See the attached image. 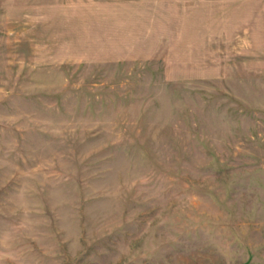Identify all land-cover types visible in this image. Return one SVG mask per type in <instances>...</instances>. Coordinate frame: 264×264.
<instances>
[{
  "label": "rangeland",
  "instance_id": "1",
  "mask_svg": "<svg viewBox=\"0 0 264 264\" xmlns=\"http://www.w3.org/2000/svg\"><path fill=\"white\" fill-rule=\"evenodd\" d=\"M0 264H264V1L0 0Z\"/></svg>",
  "mask_w": 264,
  "mask_h": 264
},
{
  "label": "crops",
  "instance_id": "2",
  "mask_svg": "<svg viewBox=\"0 0 264 264\" xmlns=\"http://www.w3.org/2000/svg\"><path fill=\"white\" fill-rule=\"evenodd\" d=\"M258 1H259V3H260V2H263L264 0H263V1H262V0H258Z\"/></svg>",
  "mask_w": 264,
  "mask_h": 264
}]
</instances>
